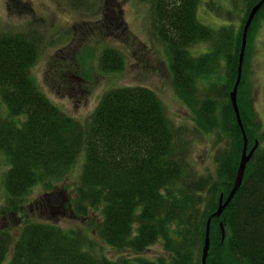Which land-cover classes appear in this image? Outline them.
I'll return each mask as SVG.
<instances>
[{"label":"trees","instance_id":"1","mask_svg":"<svg viewBox=\"0 0 264 264\" xmlns=\"http://www.w3.org/2000/svg\"><path fill=\"white\" fill-rule=\"evenodd\" d=\"M15 1L6 0L9 17ZM199 1L150 0L154 35L167 57L172 85L185 101L201 96L195 119L199 131L215 134L216 143L227 138L214 155L213 174L197 175L178 158L172 131L152 90L141 85L108 89L80 124L54 106L29 74L41 35L29 28L0 32V101L6 111L0 116V160L5 163L0 178L2 216L21 212L33 185L52 190V182L62 178L81 151L70 210L77 217L96 209L100 214L92 234L26 218L12 228H0V264L7 255V264H200L205 221L218 197L223 200L230 190L242 147L228 93L244 20L236 31L227 20L213 30L196 19ZM256 1L247 0L244 19ZM18 3L30 11L26 3ZM111 4L110 14L117 15ZM263 8L264 3L248 27L236 89L246 150L254 141L257 146L230 201L210 219L205 264H264V146L259 147L264 133L243 84L247 41ZM197 43H206L208 49L191 55L188 49ZM68 58L58 65L57 76L68 72ZM123 63L114 47L100 51L101 71H119ZM219 67L222 73L216 74ZM52 73L50 68L48 74ZM66 81L50 86L63 96L70 89ZM94 237L116 250L137 254L159 241L170 259L111 260L96 252Z\"/></svg>","mask_w":264,"mask_h":264},{"label":"rangeland","instance_id":"2","mask_svg":"<svg viewBox=\"0 0 264 264\" xmlns=\"http://www.w3.org/2000/svg\"><path fill=\"white\" fill-rule=\"evenodd\" d=\"M18 2L26 3L30 11ZM5 3L6 0H0V32H24L29 28L41 35L37 59L29 74L39 90L60 111L84 124L106 90L118 86H145L156 94L162 106L178 158L183 159L197 175L213 174L214 155L225 146L227 138L216 143L215 134L199 131L195 119L197 100L201 96L185 101L172 85L167 57L161 42L154 35L150 0H117L116 3L115 0H16L9 8L11 17L7 14ZM110 4L117 10V15L110 14ZM246 7L247 0H200L196 19L213 30L229 21L236 31L244 20ZM261 12L247 41L243 84L248 87V99L263 134L264 8ZM106 47H114L123 57L121 70L104 72L99 69L98 57ZM207 49L206 43H197L188 51L197 55ZM67 55L70 61L68 72L57 76L58 65L65 62ZM50 68L52 75L48 74ZM218 69L216 74H221V68ZM61 80H67V84L70 81V89L63 96L56 94L50 86ZM5 113L0 101V116ZM261 146H264V139H261ZM82 161L83 151L62 178L52 182V190L48 192L40 183L33 185L21 212L14 216L1 214L4 190L0 179V228H12L26 218L55 224L61 229L80 228L92 234L93 224L99 221V210H90L87 215L77 217L69 206L74 198V186ZM4 169L5 163L0 160V178ZM94 240L96 252L111 260L141 257L148 260L160 258L168 263L170 259L159 241L137 254L130 250H116L95 237ZM7 261L8 255L1 264H7Z\"/></svg>","mask_w":264,"mask_h":264},{"label":"water","instance_id":"3","mask_svg":"<svg viewBox=\"0 0 264 264\" xmlns=\"http://www.w3.org/2000/svg\"><path fill=\"white\" fill-rule=\"evenodd\" d=\"M263 3H264V0H258L249 7L246 17L243 21L242 29H241L240 44H239V50H238V55H237L236 75H235L233 85L228 93V98H229V102H230V105L234 113L235 122L241 134L242 147H241V152H240V155L237 161V167H236L235 176L232 182V186L223 200H222L221 195L218 197L216 209L208 216V218L205 221L203 243L200 249V264H205V259L207 255L208 245H209L208 230H209L210 219L213 216H218L221 213L224 206L230 201L231 197L233 196L234 192L236 191L237 187L239 186L241 182L245 164L247 163V161L249 160V158L251 157L252 153L254 152L257 146V141H254L253 145L248 150H246V137H245V133H244L240 118H239V113H238V109L236 105V89H237V85H238V82L241 76V66H242V60H243L244 48H245V42H246V33H247L248 27L254 15L258 12V10L261 8ZM220 231H221V238H222L223 236L222 228Z\"/></svg>","mask_w":264,"mask_h":264}]
</instances>
